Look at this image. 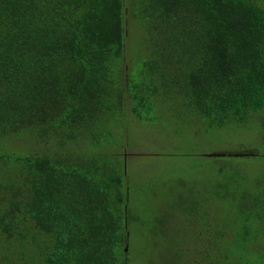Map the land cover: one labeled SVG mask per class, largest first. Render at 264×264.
<instances>
[{
    "label": "trees",
    "instance_id": "trees-1",
    "mask_svg": "<svg viewBox=\"0 0 264 264\" xmlns=\"http://www.w3.org/2000/svg\"><path fill=\"white\" fill-rule=\"evenodd\" d=\"M128 17L141 41L126 54ZM166 107L206 129L264 112V0H0V264H130L116 133ZM252 150L211 157L169 264H264V143Z\"/></svg>",
    "mask_w": 264,
    "mask_h": 264
},
{
    "label": "rangeland",
    "instance_id": "rangeland-1",
    "mask_svg": "<svg viewBox=\"0 0 264 264\" xmlns=\"http://www.w3.org/2000/svg\"><path fill=\"white\" fill-rule=\"evenodd\" d=\"M128 22L126 54L141 41L138 25L131 17H128ZM165 109V114L155 112V122L144 123L141 119L130 118L118 126L116 133L127 145L122 154L129 174L130 264H169V228H181L184 219H195L196 214L204 212L198 207L193 211L187 207L191 203L195 206L197 200L203 201L198 196L211 187L214 171L218 168V163L211 157L233 150L241 157L252 155L256 153L252 149H262L264 143V133L260 128L264 112L252 114L246 125L230 123L223 128L206 129L205 123L193 115L184 117L176 114L175 108H171L173 111L168 107ZM21 144L24 142H14L13 148H24ZM117 146L120 148L121 143ZM30 150L43 152L46 147L34 145ZM245 160L252 159L241 162ZM258 167L248 172L249 178L262 174L263 167ZM240 171L245 173L243 166ZM253 185V180H249L242 183L240 189L247 191ZM211 208L212 201L208 200L206 215L212 214ZM179 260L184 264V258Z\"/></svg>",
    "mask_w": 264,
    "mask_h": 264
},
{
    "label": "water",
    "instance_id": "water-1",
    "mask_svg": "<svg viewBox=\"0 0 264 264\" xmlns=\"http://www.w3.org/2000/svg\"><path fill=\"white\" fill-rule=\"evenodd\" d=\"M125 251H126V249H125Z\"/></svg>",
    "mask_w": 264,
    "mask_h": 264
}]
</instances>
